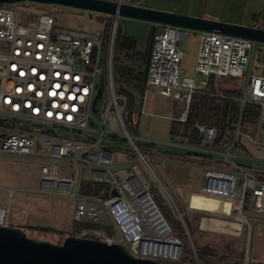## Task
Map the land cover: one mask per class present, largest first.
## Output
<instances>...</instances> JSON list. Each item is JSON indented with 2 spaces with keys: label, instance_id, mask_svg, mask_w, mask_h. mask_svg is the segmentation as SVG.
I'll use <instances>...</instances> for the list:
<instances>
[{
  "label": "built area",
  "instance_id": "built-area-1",
  "mask_svg": "<svg viewBox=\"0 0 264 264\" xmlns=\"http://www.w3.org/2000/svg\"><path fill=\"white\" fill-rule=\"evenodd\" d=\"M30 3L0 2V119L4 121L0 125V156L21 158L31 156L35 147H49L51 154L39 177L41 190L68 194L76 201L77 221L96 223L106 216L115 231L107 235L100 229H86L79 237L121 245L136 259L186 264L183 242L160 209L153 186L142 171L144 167L152 174L183 220L175 197L159 179L152 163L155 156L162 157L167 150L188 151L205 159L202 160L205 164H201L200 188L186 192L188 211L216 215L229 223L236 221L240 228L250 226L249 213L264 214V178L260 175L264 174V168L244 165L248 157L237 153V149L241 151L240 139L244 132L241 118L246 105L258 107L259 137L255 143L258 148L264 147V73L251 72L257 42L201 32L194 71L204 79L197 83L195 77L184 76L181 67L180 42L188 40L193 31L155 25L143 95L153 91L183 104L182 116L172 118L173 121L187 122L196 96L225 98L218 90L215 93L208 90L210 79L216 89L220 78L244 80L245 84L239 100V120L233 130L225 131L219 146L221 132L209 123L195 124L200 145L175 140L143 141L131 134L130 125L124 119L130 112L129 98L120 91L117 93L114 85L113 48L122 18L104 14L105 22L114 24L106 48L104 36L59 29L55 26L54 14L33 9ZM106 87L109 96L101 115L97 105ZM100 88L102 98L92 111ZM132 125L135 127L133 121ZM34 128L46 132L40 134ZM58 129L66 135L60 136ZM123 143L128 144V149L120 148ZM209 156L215 159L208 160ZM159 160L161 169L172 163L180 164L165 158ZM59 164L74 168L72 176H58ZM84 182L109 187V197L82 196L79 187ZM177 191L182 193L180 187ZM6 192L9 201L15 191ZM1 193L0 189V201ZM198 198L225 203L228 212L210 214L193 205ZM0 226L9 227L8 208L1 204Z\"/></svg>",
  "mask_w": 264,
  "mask_h": 264
},
{
  "label": "rangeland",
  "instance_id": "rangeland-1",
  "mask_svg": "<svg viewBox=\"0 0 264 264\" xmlns=\"http://www.w3.org/2000/svg\"><path fill=\"white\" fill-rule=\"evenodd\" d=\"M178 1L182 2L184 0ZM193 1L197 8L203 9L199 13L200 15L204 13L203 18L205 19L253 28L256 26L255 24H260L264 29V0ZM30 7L54 14L56 19L55 26L59 29H67L70 27L76 29L75 31L79 30L89 35L100 36L106 24L104 13L101 14L66 6L62 7L34 2L30 3ZM119 23L125 35L137 41L138 50L141 52L146 51L152 24L133 19H120ZM109 24V38L107 39L106 48L108 47V42H110L114 25L112 22H109ZM199 40L200 34L193 32L188 40L180 42L183 50L182 74L187 77H195L197 83L201 79H204L194 71L200 47ZM263 48L264 45L258 43L254 54L255 58L251 64V72L254 74L263 72L262 62L258 61L257 55L258 50ZM126 54V51L121 49L117 44L114 46L113 74L117 93L119 92V85L115 71L117 66L116 60L119 58L120 61L127 64ZM218 82V87L224 91L240 89L242 85V81L233 78H220ZM108 96L109 89L106 87L103 98L97 105V109L101 112V115ZM132 111V116L130 111L124 117L126 123L130 125L129 130L131 134L138 136L143 141L150 140L156 143H164L171 141V120L172 118L178 119L182 116L184 105H181L180 102L175 101L171 97L165 98L153 91H148L145 95H139L137 97ZM132 121L135 123V127H133ZM34 130L40 134H45L46 132L45 129L34 128ZM242 131L244 132L240 139L241 151L237 149V153L248 157L247 161L243 162V164L264 168V147L258 148L255 143L259 137L257 128H247L244 130L242 127ZM58 134L60 136L66 135L62 129H58ZM141 144L146 145L144 143ZM121 147L128 149V144L123 143ZM140 148L146 152L145 147L140 146ZM163 150L165 151L166 147ZM32 153L31 156L21 158L9 155L0 156V189L2 192L0 204L8 208L10 228L17 227L23 229L30 238L36 241L40 240L61 244L64 238L73 231L72 226L74 220H76L74 214L76 201L63 192L55 190L44 192L41 190L39 178L41 169L48 163L47 158L51 152L49 147H35ZM120 157L117 156L118 159ZM161 158L180 164L176 165L172 163L166 169H161L159 160ZM207 159L214 160L215 158L209 156ZM202 160L205 161L200 156H195L185 151L184 157L164 154V156L159 158L155 156L152 162L159 179L166 185L172 196L175 197L176 204L183 213V220L178 211L175 210L170 199L166 196L162 186L158 184L151 173L142 167L143 173H145L149 183L153 186L154 195L157 194L158 197L163 198L162 206L172 218L173 225L171 224V226L174 233L183 242V260H185L186 264H195L196 261L199 264H220L218 261L221 259H225L223 262L225 264H264V214L249 213L247 217L250 219V226L240 228V225L236 221H230L229 223L216 215L197 214L188 211L186 208L184 194H186L188 189L198 190L201 186V178L203 175L201 169ZM56 173L58 176L63 174L72 176L74 168L71 167L70 169V165L68 164H59ZM260 175L264 176L263 173ZM177 187H180L181 194L177 191ZM9 189L15 191V193L8 201L6 191ZM206 204L208 205V203ZM203 217L209 218L210 220H220L218 222L220 224L219 227L210 225L211 221ZM202 219L203 221H201ZM96 224L103 226V232H106L105 228H107L113 231L112 234H115V231L111 228L110 220L106 216H102ZM36 227L52 228L55 230V234L41 233ZM197 246L214 249L217 253L218 260L213 259V263L200 262L195 257L198 249Z\"/></svg>",
  "mask_w": 264,
  "mask_h": 264
},
{
  "label": "water",
  "instance_id": "water-1",
  "mask_svg": "<svg viewBox=\"0 0 264 264\" xmlns=\"http://www.w3.org/2000/svg\"><path fill=\"white\" fill-rule=\"evenodd\" d=\"M34 2L46 5L66 6L84 11L110 14L122 19L144 21L152 25H171L193 32H212L245 38L264 45V30L221 21L201 19L156 9H147L122 0H0ZM100 88L95 97L92 111L102 98ZM0 125L4 121L0 119ZM92 125V124H91ZM29 130L28 126L24 127ZM94 141V139H92ZM166 154L184 157L185 152L167 150ZM116 193H113L115 195ZM186 199V194H184ZM0 264H161L156 261L136 259L121 245H108L102 240L67 236L61 244L34 240L25 230L17 227L0 226ZM164 264V263H163Z\"/></svg>",
  "mask_w": 264,
  "mask_h": 264
},
{
  "label": "trees",
  "instance_id": "trees-1",
  "mask_svg": "<svg viewBox=\"0 0 264 264\" xmlns=\"http://www.w3.org/2000/svg\"><path fill=\"white\" fill-rule=\"evenodd\" d=\"M109 27L110 24L106 23L103 34L106 41L109 38ZM115 36L116 38L114 46H116L117 44L121 49H123L127 53L125 57H127L126 61H128V63L125 64L120 61L119 58H117V66L115 71L117 74L119 91L120 93L124 94L127 98H129V111H131L135 101L137 100V97L139 95H143V91L145 88L144 84L148 74L147 70L150 63L149 58L152 50V42L154 39V30L150 31L148 48L144 52L138 50L137 41L132 37H127L120 26H118ZM258 51V61L262 62V66L264 68V48ZM262 73H264V69ZM240 81H242L240 89H231V91H224L218 88V92H221L225 96V98L223 99L196 96L190 106V111L186 120L187 122L182 124L172 120V126L170 128L171 140L179 141L182 143L186 142L194 146L200 145L201 141L199 138V133L195 129V124L209 123L215 126L219 130V132H221L217 142V145L219 146V143L224 140L225 131L233 130L239 120V100L242 97V91L245 84L244 80ZM209 82L210 84L208 90L214 93L217 92L213 80L210 79ZM241 119L242 127L244 128V130H246L247 128H257L259 120L258 107L254 105H246ZM146 147L151 146L146 145ZM79 189V192L82 196H91L97 198L100 197L103 199L108 198L110 193L109 187L102 184H93L89 182L82 183ZM155 198L157 199L158 205L160 209L163 210L167 220L170 222V224L173 225L171 216L162 206L163 198L158 197L157 194H155ZM72 227L73 231L68 236L79 237L80 233L86 229H104L102 225H98L91 221L80 222L77 220H74ZM36 229L44 234H55V230H53L52 228L47 229L42 227H36ZM105 231L108 235H112L113 233L112 230L107 228H105ZM197 248L198 249L196 253V258L199 259L200 262L203 261L204 263H213V259L218 260L216 256L217 253L214 249L212 250L205 246H197ZM224 261L225 259H221L218 261V263L225 264L223 263Z\"/></svg>",
  "mask_w": 264,
  "mask_h": 264
},
{
  "label": "crops",
  "instance_id": "crops-1",
  "mask_svg": "<svg viewBox=\"0 0 264 264\" xmlns=\"http://www.w3.org/2000/svg\"><path fill=\"white\" fill-rule=\"evenodd\" d=\"M122 1L124 3H131V4L137 5L139 7L142 6L144 8H151V9L154 8V9H158L160 11H164V12L167 11V12H172V13H176V14L180 13V14L187 15L190 17L195 16V17L203 18V15H204V13H203V15L202 14L200 15L199 12L203 9L197 8V6H195V3L193 0H184L182 2H180L178 0H122ZM55 23H56V19H55ZM255 25L261 26L262 27L261 30H264L262 25H260V24H255ZM154 26L155 25H152L151 30L153 29ZM256 26H254V27H256ZM67 29L76 30V29L70 28V27H68ZM104 29H105V26H104ZM104 29H103V33L100 35V37H103ZM196 33H198V32H196ZM149 35H150V31H149ZM147 47H148V45H147ZM217 88H219V87H217ZM169 156H171V155H169ZM173 156H175V155H173ZM177 157H179V156H177ZM201 164L204 165L205 163H201ZM206 203H208V205ZM193 205H195L196 207L198 206V208H201L202 210H207L208 213H210V214H212V212H216V213L223 212L224 210H225L224 212L227 213L228 209H229V207L225 203L223 204L221 202L213 201V200L207 202L206 200H203L200 198L195 199L193 201ZM203 218L209 219V218H205V217H203ZM201 221H203V219ZM210 221H211L210 225H216V227L217 226L219 227L220 224H218V222L220 220L212 219ZM215 222H216V224H215Z\"/></svg>",
  "mask_w": 264,
  "mask_h": 264
},
{
  "label": "bare ground",
  "instance_id": "bare-ground-1",
  "mask_svg": "<svg viewBox=\"0 0 264 264\" xmlns=\"http://www.w3.org/2000/svg\"><path fill=\"white\" fill-rule=\"evenodd\" d=\"M216 224V223H215Z\"/></svg>",
  "mask_w": 264,
  "mask_h": 264
}]
</instances>
